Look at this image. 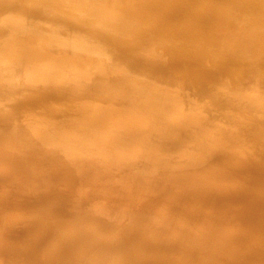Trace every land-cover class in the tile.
Here are the masks:
<instances>
[{"label":"bare ground","instance_id":"bare-ground-1","mask_svg":"<svg viewBox=\"0 0 264 264\" xmlns=\"http://www.w3.org/2000/svg\"><path fill=\"white\" fill-rule=\"evenodd\" d=\"M0 264H264V0H0Z\"/></svg>","mask_w":264,"mask_h":264}]
</instances>
